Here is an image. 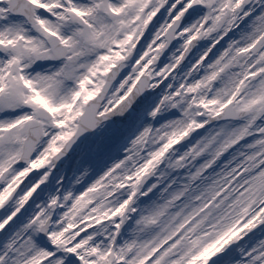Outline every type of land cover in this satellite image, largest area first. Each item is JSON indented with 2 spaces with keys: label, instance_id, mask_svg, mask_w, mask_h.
Masks as SVG:
<instances>
[{
  "label": "snow or ice",
  "instance_id": "1",
  "mask_svg": "<svg viewBox=\"0 0 264 264\" xmlns=\"http://www.w3.org/2000/svg\"><path fill=\"white\" fill-rule=\"evenodd\" d=\"M0 264H264V0H0Z\"/></svg>",
  "mask_w": 264,
  "mask_h": 264
}]
</instances>
